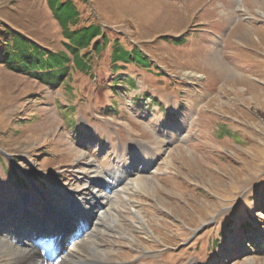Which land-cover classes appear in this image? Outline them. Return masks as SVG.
Masks as SVG:
<instances>
[{
  "label": "rangeland",
  "instance_id": "rangeland-1",
  "mask_svg": "<svg viewBox=\"0 0 264 264\" xmlns=\"http://www.w3.org/2000/svg\"><path fill=\"white\" fill-rule=\"evenodd\" d=\"M75 3L108 37L89 71L54 89L0 64V235L43 219L75 264H264V0ZM1 25L64 51L46 0H0ZM95 171L135 184L96 217Z\"/></svg>",
  "mask_w": 264,
  "mask_h": 264
},
{
  "label": "trees",
  "instance_id": "trees-1",
  "mask_svg": "<svg viewBox=\"0 0 264 264\" xmlns=\"http://www.w3.org/2000/svg\"><path fill=\"white\" fill-rule=\"evenodd\" d=\"M46 1L52 17L60 27L64 51H49L26 36L1 25L0 64L55 89L67 79L70 64L81 72L89 71L93 57L102 53L108 37L97 21L84 22L85 12L76 5L75 0ZM111 60L113 63L128 64L135 61V64H142L146 57L136 60L130 51L121 48L116 42Z\"/></svg>",
  "mask_w": 264,
  "mask_h": 264
},
{
  "label": "bare ground",
  "instance_id": "bare-ground-1",
  "mask_svg": "<svg viewBox=\"0 0 264 264\" xmlns=\"http://www.w3.org/2000/svg\"><path fill=\"white\" fill-rule=\"evenodd\" d=\"M95 170V169H94ZM104 173V171H103ZM88 176V175H87ZM130 174L128 173H120V172H112L109 174H102L101 171H95L92 173V176L90 175L88 180H91L90 185L93 187V190L97 191L99 193V199L96 197V193L92 195L94 199L97 201L96 206L98 207L93 212L94 217L96 216H102L105 214V209L109 210L110 204L113 202V198H117V195L119 193L123 194L124 197H127V194L131 189L134 188L135 184L134 182L129 180ZM132 178V177H131ZM88 184V183H86ZM90 186V187H91ZM104 188V190H103ZM94 191H92L93 193ZM90 195V194H89ZM98 214V215H97ZM92 215V214H91ZM99 219L102 217H98ZM103 219V218H102ZM98 220V219H95ZM85 221V220H84ZM74 223H76V220H74ZM105 223V222H104ZM47 224L44 222L43 219H41L37 225V227H41L42 232H46V236L43 240H36V238H32L27 241L21 240L17 232L18 230H13V232L9 234H1L0 235V252L6 256H12L14 260V264H29V262H32L35 258L41 263V264H56L57 260L62 257V259H68L67 262L69 264L73 263L75 264V257L70 254L65 253L64 255L59 256L57 253L55 255H52V250H50V246L53 247L58 240H59V232L57 229H53V225L46 226ZM108 225V224H107ZM106 226V225H105ZM57 228V226H56ZM76 235L79 233L80 238H85L88 236L87 231V223L83 222V220H77L76 223ZM38 229V228H36ZM84 259V258H83ZM81 261V260H80ZM78 262V264H105L103 259L101 257H95L92 256L88 258V260Z\"/></svg>",
  "mask_w": 264,
  "mask_h": 264
}]
</instances>
